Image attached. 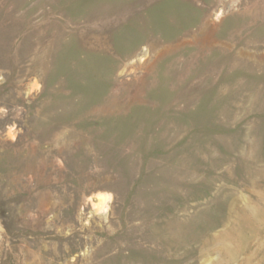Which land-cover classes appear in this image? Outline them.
Here are the masks:
<instances>
[{
    "label": "rangeland",
    "instance_id": "374dc122",
    "mask_svg": "<svg viewBox=\"0 0 264 264\" xmlns=\"http://www.w3.org/2000/svg\"><path fill=\"white\" fill-rule=\"evenodd\" d=\"M0 264H264V0H0Z\"/></svg>",
    "mask_w": 264,
    "mask_h": 264
}]
</instances>
